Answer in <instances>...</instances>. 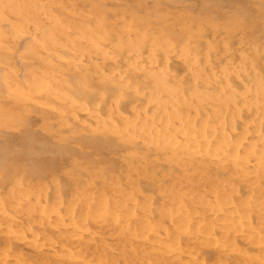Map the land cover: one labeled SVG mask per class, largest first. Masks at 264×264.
<instances>
[{
	"label": "bare ground",
	"instance_id": "bare-ground-1",
	"mask_svg": "<svg viewBox=\"0 0 264 264\" xmlns=\"http://www.w3.org/2000/svg\"><path fill=\"white\" fill-rule=\"evenodd\" d=\"M88 1L0 0V264H264V21Z\"/></svg>",
	"mask_w": 264,
	"mask_h": 264
},
{
	"label": "rangeland",
	"instance_id": "rangeland-1",
	"mask_svg": "<svg viewBox=\"0 0 264 264\" xmlns=\"http://www.w3.org/2000/svg\"><path fill=\"white\" fill-rule=\"evenodd\" d=\"M64 1L66 2L65 7H64L65 10L60 14V16H61L60 18H61V20L63 22L67 21L68 18L71 19V17L74 15V11H75V13H76L77 10H78V12H81V10L84 11L85 9H86L85 12L87 11V9L89 10L88 13L92 11L91 10V5H90V1H88V0H72L73 2H71L69 0H64ZM98 1L106 2L107 5L109 7H112L113 9L116 8L117 5H119V3L124 4L128 8L133 9V11L139 12V14L141 16H143V17H146V16L151 17L152 20L160 22L161 26H163V25L167 26V28L170 29V31H171L170 34H171V37H173V38L175 37V35H177L178 37L182 38V36L185 35V34H190V35L192 34L193 38L190 37L191 41L199 39L200 35H203V36L204 35L205 36L210 35L211 37L208 36L209 38H212L214 35L215 36H220L221 33L224 35L225 31H227V30H225L226 24H228V23L231 24L232 23V25L235 26V25H237L235 23L236 20L238 22H241L244 18H246V19L250 18L249 20H251V21H253V22H255V23L259 24V25H262V23L264 21V14L260 13V12H258L256 10V7L262 5L264 0H257V3H255V5L253 4L254 6L250 5V6L246 7L247 9L244 8V7H241V6H239V7H231V6L225 5L226 6L225 7L221 3L216 2L214 0H210L208 2H204L205 0H203V1L202 0H198V1L197 0H195V1L191 0V3H190V0H189V2H188V0H175V1L174 0H156V1L155 0H130V1H128V0H116V1L115 0H98ZM147 1H149V3ZM211 1H212V3H211ZM170 2H172V3H170ZM193 3H194V5H193ZM196 3H198V4H196ZM67 4H68V8H66ZM189 4H191V5H189ZM197 5H198V7H197ZM207 5L210 6V7H207ZM88 6H89V8H87ZM193 6L196 7V8L194 9ZM190 7H192V8H190ZM79 8H81V9H79ZM206 8H207V10H206ZM210 9H211V11H210ZM67 10H69V11H67ZM157 10H159V11L157 12ZM175 10L176 11L178 10V11L176 12ZM70 12L73 13V14H71ZM212 12H214V13H212ZM245 12H247V13H245ZM249 12H251V13H249ZM184 13H186V14H184ZM85 14H87V12ZM252 14L255 17H253ZM218 15H219V17H218ZM79 18H81V17H79ZM217 18H222V19H218L217 20ZM171 19H172V21H171ZM211 20H213V21H211ZM222 21H225V22H222ZM212 22H213L214 25L212 24ZM201 23H203V24H201ZM177 24L180 27H178ZM202 26H205V27H204V29H202V31H200ZM221 26H222V28H221ZM196 27L198 28V30H197ZM191 28H192V32L190 33ZM205 28H207V30ZM194 29H195L196 32L194 31V33H193ZM221 30L224 31V32H222ZM228 30L231 32V34L233 36H235L234 37L235 46H238L236 44H238V39L243 34V32L249 33V31H250V30H248L246 28L244 29V27H242V26L241 27L240 26H235L234 28L233 27L232 28L229 27ZM158 38H161L160 34H158ZM236 39H237V41H236ZM27 41H28V39H24V42H27ZM233 43H234V41H233ZM15 127H16V129H11L8 132H10L11 134L17 136L19 134L18 131H23V128L21 126H18V125H15ZM37 131L39 133L41 132L39 127H37ZM48 157H50V154H48ZM59 177H60L61 183L64 186H65V184H66V186H68L70 184L71 181H70L69 177L67 175H65L64 173L60 172L59 173ZM19 228H17V227L15 228L16 229L15 232L17 231L18 233L16 232L14 237L21 236V233H20L21 227H19ZM29 236H31V235L27 233L28 239H30Z\"/></svg>",
	"mask_w": 264,
	"mask_h": 264
}]
</instances>
